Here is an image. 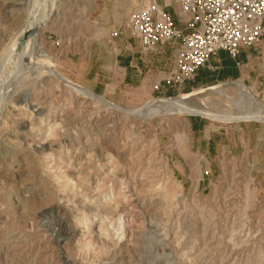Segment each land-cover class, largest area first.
Masks as SVG:
<instances>
[{"label": "rangeland", "instance_id": "1", "mask_svg": "<svg viewBox=\"0 0 264 264\" xmlns=\"http://www.w3.org/2000/svg\"><path fill=\"white\" fill-rule=\"evenodd\" d=\"M137 6L0 0V264H264V190L252 166L213 155L218 169L205 177L192 148L194 119L264 125L247 120L253 106L238 103L231 82L176 95L196 93L210 114L201 118L181 107L144 116L162 97H98L72 78L66 47ZM245 86L264 107V89Z\"/></svg>", "mask_w": 264, "mask_h": 264}, {"label": "crops", "instance_id": "2", "mask_svg": "<svg viewBox=\"0 0 264 264\" xmlns=\"http://www.w3.org/2000/svg\"><path fill=\"white\" fill-rule=\"evenodd\" d=\"M130 1L136 6L140 0ZM170 2L165 11L171 14L175 26L183 29L177 16L178 7L172 0ZM159 3L162 4V0ZM133 11L127 13V19ZM126 22L113 26L109 21L103 22L101 24L105 28L99 37L66 47L70 51L67 56L71 58L70 70L74 82L102 97L133 93L137 101H142L150 96H176V91L167 86L164 79L174 69L178 44L143 53L138 41L125 28ZM114 32H119V35L112 37ZM257 60L260 62L257 63ZM263 62L264 38L258 46L242 49L235 59L224 51H218L205 67L198 70L190 81L192 85L184 84L181 92L233 81L251 85L254 89H264ZM154 85H158V90L153 89ZM189 131L193 137L192 148L205 161L203 167L211 172L218 169L219 163L210 160L213 155L222 161L243 158L252 166V172L264 190V125L239 123L213 127L194 119L189 122Z\"/></svg>", "mask_w": 264, "mask_h": 264}, {"label": "built area", "instance_id": "3", "mask_svg": "<svg viewBox=\"0 0 264 264\" xmlns=\"http://www.w3.org/2000/svg\"><path fill=\"white\" fill-rule=\"evenodd\" d=\"M183 29H178L165 11L170 0H140L129 15L125 28L135 38L141 52L178 44L172 72L164 79L177 95L192 81L218 51L235 59L242 49L258 46L264 38V0H172ZM119 32L111 34L112 37ZM264 74V62L261 64ZM153 89L158 90V85ZM171 98V97H162ZM204 170L202 176H208Z\"/></svg>", "mask_w": 264, "mask_h": 264}, {"label": "bare ground", "instance_id": "4", "mask_svg": "<svg viewBox=\"0 0 264 264\" xmlns=\"http://www.w3.org/2000/svg\"><path fill=\"white\" fill-rule=\"evenodd\" d=\"M30 29H31V27H30ZM57 75H59V74H57ZM63 83H64V81H63ZM227 85L228 86H232L234 93L237 95L238 103L239 102L244 103V105L246 104V107H247V105L253 106V108L251 110L244 111V114H245V117L247 118V120L248 121H256V122H259V123L260 122L264 123V113L262 112V107L263 106L259 105L256 102V100L254 98V95L251 93L250 89L248 87H246L242 82H239V81L231 82V83H228ZM221 86H223V85H218V87L210 88V89H207L205 91H214V90H216L218 88H221ZM72 88H74V87H72ZM74 90H76V89L74 88ZM80 92L83 93V91H80ZM216 93L219 94V93H222V92L218 91ZM194 94H196V93H190V94H186V95L181 94V95L176 96L174 98H159V99H156V100L153 101V103L150 105V107L148 109H146L147 111L144 112L143 114H145L144 116H146V114L147 115L148 114L149 115H155V114H157V113H159L161 111H164V110H167V109H170V108H173V107H176V108L181 107V108L184 109V111L186 110L187 112L188 111L192 112L195 116H199L201 118H206L207 116H210V114L207 113L199 103H194V102H192V100H190L191 96H193ZM92 97H94V96H92ZM101 100L104 102L103 104H105V106L106 105H107V107L110 106L113 109L116 108L114 106V104L113 105L108 104L107 101L104 98H102ZM116 111H120V112L124 113V111L120 107H117ZM131 114H132V116L134 115V113H131ZM141 117L143 118V116H141ZM211 117H212V115H211ZM219 118L223 119V122H228V119L225 116H219Z\"/></svg>", "mask_w": 264, "mask_h": 264}, {"label": "water", "instance_id": "5", "mask_svg": "<svg viewBox=\"0 0 264 264\" xmlns=\"http://www.w3.org/2000/svg\"><path fill=\"white\" fill-rule=\"evenodd\" d=\"M35 31H36V29L33 27V28H31L30 30H29V32L27 33V35H26V37H34V35H35ZM22 40H24V38L22 39ZM120 112V111H119ZM52 213H54V212H52Z\"/></svg>", "mask_w": 264, "mask_h": 264}]
</instances>
